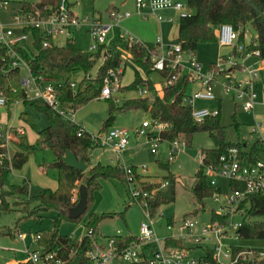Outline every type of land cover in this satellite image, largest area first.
Masks as SVG:
<instances>
[{"label":"trees","instance_id":"trees-1","mask_svg":"<svg viewBox=\"0 0 264 264\" xmlns=\"http://www.w3.org/2000/svg\"><path fill=\"white\" fill-rule=\"evenodd\" d=\"M6 0H0V4ZM18 9L13 12L22 14H35L39 11L47 15L60 4V0H39L30 3L21 0ZM187 7L193 12L179 18L178 35L174 42L180 44L184 52L196 53L197 46L201 43L217 42L214 27L221 24H231L239 32L238 41L244 43V28L249 26L254 30L256 39L245 47V51L258 50L261 58H264V0H187ZM24 33L27 39L20 41L9 48L0 44V94L6 98V105L14 102L30 105L38 113L44 115L48 125L37 131V139L34 145H30L26 136L19 137L18 149L11 159L0 158V212H7L14 207L21 208L28 216L39 212L56 210L57 216L53 218V229L46 234H41L38 245L45 251H55L64 261L63 264H90L86 253L92 247V237L89 232L95 233L100 222L107 218L121 217L125 221V212L111 213H90L84 224L85 233L80 239H74L67 235L59 234V227L62 223L69 221L67 209L76 204L73 199L75 184L83 180L87 190V212L93 201V191L100 188L101 180L120 182L127 194L129 192V180L133 182L141 192L154 194L146 197L147 210L151 216H155L160 206L170 204L175 200L176 177L172 174L166 164H159L164 170L162 180L168 185L160 188V182H142V175L137 167L130 166L131 173L127 174L121 164L115 165L96 163L84 172L68 167L62 160L66 151H71L78 159L86 164L89 162V151L95 148L90 135L83 131L80 136L77 132L82 125L69 122L62 118L57 112L51 109L41 100H29L21 85V73L19 67L12 66V52H16L27 64L33 76L42 81H52L55 84L57 98L61 105H69L74 110L81 108L100 94L101 86L86 82L85 76L94 67L103 52L105 59L98 67L96 79L102 84L109 69H117L122 62L126 42L122 36L116 37L111 45L104 51L100 46L96 52H85L79 49L73 38L66 39L62 45L51 44L44 47L46 40L40 31L34 28H25ZM129 64L134 70V79L128 85L119 89L138 90L140 87H147L153 94L152 100L147 98H131L116 103L113 100L108 104V116L104 120L100 131L108 130L115 120V114L128 110H142L147 112L152 119H157L169 124V129L162 133L165 140L172 141L183 137L186 146L191 145L193 137L198 132H205L213 141V147L202 149L203 162L195 173V183L192 193L198 202H201L214 194L221 193L219 187L213 188L207 182L204 175V166L212 164L217 166L219 157L226 154L230 149H236L237 156L243 165H250L264 157V144L260 139H254L250 144L248 141L238 139L230 141L224 126L220 122V111L216 115L207 116L202 121H194L191 116V107L184 102L187 94V87L190 83L189 76L181 75L169 85L162 86L161 92H157L153 81L148 77L152 69L150 56L158 53L153 42L143 41L134 44L129 49ZM214 63L209 66L211 68ZM76 71H83L85 76L78 83L77 89L73 91L69 83ZM176 71L166 68L159 72L163 79L169 78ZM123 72L119 74L122 76ZM22 113L20 116L26 117ZM28 116V115H27ZM30 121V120H29ZM235 127L239 126L234 122ZM47 148L54 154L55 158L51 163H43L42 170L54 169L57 172L56 189L45 188L37 193L30 194L27 179L20 184H12L10 175L13 170L21 169L28 161L37 147ZM5 151L0 149V154ZM160 180V181H162ZM230 190L242 189L243 184L229 181ZM22 200V202H21ZM243 209L240 220L241 225L237 230L240 238L251 237L256 240H264V193L247 195L239 205ZM84 213V214H85ZM81 216L78 219L79 220ZM228 216L211 212V222L224 223ZM173 219H169L167 225H172ZM1 235V231H0ZM122 246H128L139 239L135 235H113ZM166 247L184 249L182 240L166 237ZM242 249L240 246L232 245V254L235 256ZM203 259L207 264H219L212 258V250L205 249ZM229 264V263H228ZM232 264H249L239 259ZM253 264H264V258L256 260Z\"/></svg>","mask_w":264,"mask_h":264},{"label":"rangeland","instance_id":"rangeland-1","mask_svg":"<svg viewBox=\"0 0 264 264\" xmlns=\"http://www.w3.org/2000/svg\"><path fill=\"white\" fill-rule=\"evenodd\" d=\"M20 1L6 0V3L0 4V24L12 27L16 33L19 32V29L13 20V11L19 8ZM26 1L38 2L39 0ZM181 3L183 4V12H192L187 7V0H181ZM68 4L71 11L80 18L93 16L98 18L101 23L112 26L109 34L111 41L109 44L104 45V51L116 37L122 36L123 33L130 34L141 41L154 42L157 36L160 35V26H158L154 18L147 11L138 12L135 6V0H68ZM112 6L117 7L119 10H116ZM125 12H129L130 17L117 19L118 14H124ZM160 13L163 18L160 21L162 43L167 45L171 36L174 37L177 33L175 29L179 23V16H177L179 12L173 10ZM164 17H172L173 20L167 22L164 20ZM248 30L246 40L249 43L254 42L255 38L253 36L255 32L251 28ZM72 37L79 49L88 52L89 45L93 43L88 33L85 35L83 34V30H79L75 31ZM64 41V37L54 39V43L57 45H62ZM239 43L244 44L246 47L245 42ZM229 49L228 47H221L217 42L201 43L197 46L194 55L199 65L198 73L201 75H206L211 64L218 63L223 55L226 56L223 58L220 66L223 69L222 71L219 70L220 67H215V65L210 69L211 71H215L216 74L211 88L216 99L213 101L199 99L194 102V106L195 108H206L210 112L220 111V122L225 128L228 140L237 141L238 139H242L243 141H248L250 144L256 139L255 135L251 133L252 128L259 127L261 131L264 129V108L262 106L264 102V91L262 81H257L253 84L256 94L255 106L249 112L245 111L242 106L246 99L238 100L235 97V88L227 92L223 86L226 77H230L236 85L242 84L241 82H245L248 79L247 74L242 71V65L239 63L245 54L238 52L235 48L230 49V53L227 54ZM188 55L185 53L182 60H188ZM104 59L105 56L102 52L100 58L87 75L85 76L83 71H76L73 73V81L80 82L85 76L86 82L102 86L96 79V73ZM129 62V57L124 52L120 65L123 68V74L118 77V84L121 87L128 86L134 79V70ZM257 62L258 60L256 58H251L244 63V66L256 67ZM26 72L25 67L21 66V76H25ZM149 76L157 92H160L164 84L163 78L157 72H151ZM191 76L190 83L187 87V94H191L199 88L206 78L205 76ZM159 83L161 87L157 86ZM129 97L141 98L138 95V90L119 89L112 100L117 98L120 102H123ZM109 101L91 100L86 105L77 109L79 110L77 120L80 121L81 125H86L90 129L100 131L104 120L108 116ZM15 103L19 102L7 104L6 107H0V125L3 128H11L10 134H12V140L8 144V146L10 145L9 149L6 147L9 155H12L11 152L14 153L18 149L17 143L19 142L20 136L25 134L27 142L30 145H34L37 139V131L44 129L48 125L46 117L38 113L30 105L24 103L15 105ZM22 113L27 114L28 116L26 115V117L28 119H25L24 116L21 117L20 115ZM144 118L150 119L151 117L142 110H128L115 114V120L111 124V127L125 128L130 134V143L121 152L119 163L125 166H136L138 172L142 175L140 181L146 183L160 182L157 180H162L164 170L159 167V164H166L177 180L175 200L170 204L160 206L156 215L152 216L155 222V234L159 239L171 236H176V238L180 237L182 232L179 230V225L185 218H189L195 222L193 231L197 233L201 225H208L210 223L212 211L218 212L221 207L223 209L222 203H224L223 201L227 193L231 191L227 179L215 177V185L212 187H219L221 193L205 198L202 203L198 202L192 193V187L196 180L195 173L199 168V153L202 149L212 148L214 145L213 141L207 133L198 132L194 135L191 145L186 146L183 152H178L175 156L170 157V144L167 141L160 142L155 152H152V144L150 142H147L143 137L136 138L132 134V131L141 124ZM235 121L239 123L237 128L234 125ZM90 153L92 161L99 159L101 161L100 163L111 165H115L118 162L117 156L109 149L90 150L89 155ZM54 158V154L49 149L40 146L37 147V150L29 156L28 161L23 167L11 173L10 182L12 184H20L23 178L26 177L29 180L30 194L37 193L45 188L52 189L56 187L57 174L55 170L48 169L47 174L42 170V164L51 163ZM143 166H145L146 172L142 171ZM91 167L88 166L87 169ZM80 185H84L83 180L78 181L73 190V198L76 202L78 201ZM100 185L98 190L93 191V201L87 212L79 220H69L62 223L59 227V234L80 239L85 233L84 224L90 213L125 212V221L121 217L102 220L94 233V238L99 240L100 238L113 235H139L140 223L146 220L141 207L127 194L120 182L101 180ZM237 212H243V209L239 208ZM56 216V210L39 212L28 216L21 210L19 205L11 211L0 212V264L21 261L26 256L23 252L25 247L29 249L35 247L36 243L33 241L35 235L37 233L46 234L53 229L52 221ZM171 218L174 223L167 225L168 220ZM239 219L240 217L237 215L234 217L235 221ZM5 230L7 233H3ZM19 234L26 236L25 242L19 238ZM183 234H185L183 238L177 239L182 240L184 249L189 256L202 257L205 249L212 247V241L197 242L194 238H189L186 232ZM228 236L223 239L224 243L240 246L243 249L250 248L254 251L264 249V240H256L251 237L240 238L231 233Z\"/></svg>","mask_w":264,"mask_h":264},{"label":"built area","instance_id":"built-area-1","mask_svg":"<svg viewBox=\"0 0 264 264\" xmlns=\"http://www.w3.org/2000/svg\"><path fill=\"white\" fill-rule=\"evenodd\" d=\"M135 6L138 12L144 10L150 16H153L157 21H161L163 18L160 14L161 10L171 9L179 12V17L185 16L188 13L183 12V4L180 0H135ZM13 20L17 24L19 32H15L12 27L3 26L0 24V44L6 47H13L20 41L26 40L27 35L24 33L25 28H34L40 31L41 35L46 38L43 41V46L47 47L54 43V39L58 37H64L65 40L73 38L72 35L75 31L84 30L88 33L93 41L89 45V52H96L100 46H104L110 43L109 33L112 30L111 25H105L101 23L98 18L84 17L80 18L74 12L71 11L68 4V0H60L59 6L56 10L47 15L40 14L36 11L35 14H22L13 12ZM130 17L129 12L124 14H118L119 18ZM114 19V20H117ZM171 20V19H170ZM122 37L126 42V48L124 52L130 58L128 49L134 44H140L143 41L133 37L130 34L123 33ZM239 32L233 28L231 24H221L217 27L216 39L217 43L221 47H228L230 49L235 48L238 52H243L244 58L248 56H254L258 62L257 66L245 67L242 65V71H244L248 79L242 84H235L230 77L225 78L223 86L227 92L236 89L235 97L238 100L246 99L243 102V109L250 111L255 106V91L253 84L258 80L264 82V58H261L258 50L244 51V44L239 43ZM155 46L158 49V53H152L150 61L152 63V69L156 72L164 71L166 68H170L172 71H176L169 78L163 79L164 85L171 84L181 75L205 76V80L199 88L188 94L184 98V102L191 107V116L194 121L200 122L207 116L216 115L218 110L210 112L206 108H195L194 102L196 100H215V95L212 91V84L215 79V71H211L208 68L206 75L198 73L199 65L195 59V55L189 52H184L180 44L170 40L167 45L162 43L161 35L157 36ZM57 45V44H56ZM189 54L188 60H182L184 54ZM12 66L25 67L26 75L21 77V85L30 100H41L46 103L51 109L57 112L65 120L76 123L75 115L76 110L69 105H61L59 102L55 84L52 81H41L36 78L30 72L27 64L16 53L12 52ZM226 56V55H225ZM224 55L220 58L218 63H215V67H220L223 61ZM243 58V59H244ZM123 68L118 67L115 69H109L106 76L103 79L99 98L113 99V96L119 90L118 77L122 73ZM219 70H223L222 67ZM70 87L75 91L77 84L74 81L69 83ZM138 95L143 99L147 98L152 100L153 94L147 87H140L138 89ZM119 102L117 98L114 100ZM17 104V103H15ZM6 106V98L0 94V107ZM264 108V102L262 104ZM77 124V123H76ZM9 127V126H7ZM11 128H3L0 125V149H4L0 154V158L6 157L11 159V155L8 154L9 142L12 140V134H10ZM169 129V124L159 121L157 119H146L137 126L132 134L136 137H143L147 142L152 144L151 151L155 152L157 145L160 142L167 141L170 144L169 154L170 157L175 156L178 152H183L186 148V143L183 137H178L172 141L163 139L162 133ZM87 131L84 127L80 128L77 135L80 136L83 131ZM90 138L96 147L100 149H109L113 152L120 162L121 152L127 148L130 143V134L127 129L121 127H111L106 131L89 132ZM251 133L255 135L256 139H260L264 144V132L259 127L252 128ZM203 154L199 153V165L203 162ZM121 164V163H120ZM124 171L127 174L131 173L130 166L122 165ZM142 171L146 172L145 166L142 167ZM204 175L207 178V182L210 186L215 185V177H222L228 181H235L243 184L242 189H233L230 193H227L224 199L223 209L221 207L219 214L227 215V221L224 223H213L210 221L208 225H201L199 231L194 233L193 228L195 222L189 218H185L179 225V230L182 232L180 237L183 238L186 235L189 238H194L197 242L212 241V258L219 264H232L239 259L247 261L249 264L255 263L256 260L264 258V249L260 251H254L250 248H242L235 256L232 254V244L223 242L224 238L228 235L234 234L239 237L237 230L241 225V220H234L237 215L241 217L242 212L239 211V204L249 194L264 193V157L257 160L250 165H243L241 160L237 156L236 149H230L226 154L219 157L217 166L209 164L204 166ZM129 180V192L131 198L141 207L145 215L146 220L140 223L139 235L137 242H132L128 246H122L117 240L112 237L100 238L96 240L94 234L89 232V236L92 237V247L87 251L86 256L90 260V264H207L203 256L193 257L187 254L185 249L166 247L164 239H159L154 230V220L147 210L146 197L154 194L155 190L150 193L141 192L137 186ZM168 182L166 180L160 181V188L166 187ZM74 199V198H73ZM75 200V199H74ZM19 238L25 242L26 236L19 234ZM41 238V234L37 233L34 237V243L36 246L33 249L25 247L23 252L26 256L18 262H8L6 264H63L64 261L57 255L55 251H45L41 245H38V241Z\"/></svg>","mask_w":264,"mask_h":264},{"label":"crops","instance_id":"crops-1","mask_svg":"<svg viewBox=\"0 0 264 264\" xmlns=\"http://www.w3.org/2000/svg\"><path fill=\"white\" fill-rule=\"evenodd\" d=\"M26 1V0H25ZM181 1V0H180ZM27 2H29V1H27ZM30 3H36V2H30ZM112 7H114V6H112ZM109 8V7H108ZM116 10H119L117 7H114ZM164 11H173V10H171V9H165V10H161L160 12H164ZM192 12H193V10H191ZM161 14V13H160ZM177 16H179V15H177ZM151 17H153V16H151ZM154 18V17H153ZM180 18V17H179ZM171 19V20H170ZM154 20L156 21V23L158 24V26H160V28H159V31H160V35H161V22L160 21H157L155 18H154ZM164 20L165 21H167V22H171L173 19H172V17H169V18H165L164 17ZM217 27L218 26H215L214 27V32H215V35H216V31H217ZM251 27H249V26H247V27H245L244 28V42H245V45H248L249 44V42H247V40H246V34L249 32V30L248 29H250ZM175 31L177 32L176 33V35L174 36V37H172L171 36V39L170 40H174V39H176V37H177V35H178V25H177V28L175 29ZM111 32V31H110ZM83 34H85L86 35V32L83 30ZM110 34V33H109ZM251 37V36H250ZM255 39H256V34L253 36ZM65 42V41H64ZM145 42H154V41H145ZM230 53V49L228 50V53L227 54H229ZM225 56V55H224ZM251 58H255L254 56H248V57H245L244 59H242V60H240V64L241 65H244V63L247 61V60H249V59H251ZM154 72H156V71H154ZM159 75H160V73L159 72H157ZM161 76V75H160ZM72 77H73V75H72ZM149 78H150V76H149ZM151 79V78H150ZM152 80V79H151ZM72 81H73V79H72ZM258 81H262V80H258ZM75 82V81H74ZM77 85H78V83L79 82H75ZM157 86H160L161 87V84L159 83ZM163 86V85H162ZM262 86H263V91H264V82L262 81ZM161 92V91H160ZM159 92V93H160ZM131 98H136V97H129L128 99H131ZM127 99V100H128ZM95 100H112V99H102V98H99V97H97V98H95L94 99V101ZM114 101V100H113ZM204 101H208V100H204ZM210 101H213V100H210ZM121 102L119 101L118 102V104H120ZM17 104H19V103H17ZM17 104H15V105H17ZM6 107V106H5ZM10 107V106H9ZM8 107V108H9ZM7 108V109H8ZM77 113H79V110H76V115H75V121H76V123L77 124H79V125H81L80 124V121H78L77 120ZM147 113V112H146ZM146 119H148V118H144L143 120H146ZM12 125V124H11ZM14 126V125H13ZM87 131H89V132H98V131H96L95 129H90L89 127H87L86 125L84 126V125H82ZM111 128V127H110ZM263 132H264V129H263ZM25 135V134H24ZM14 143V142H13ZM11 144V143H10ZM10 146V145H9ZM9 146H8V149H9ZM96 149H100V148H93L92 150L94 151V150H96ZM9 152H11V151H9ZM92 152V151H91ZM15 153V152H14ZM14 153H12L11 152V154L13 155ZM113 153V152H112ZM114 154V153H113ZM89 162H88V164H87V167L88 166H93V165H95L96 163H98V162H101L99 159H96V161H92L91 160V153H90V155H89ZM118 163V162H117ZM14 172V170L11 172V173H13ZM46 174L48 173V170L47 171H44ZM55 172H56V170H55ZM56 174H57V172H56ZM23 179H26V177L25 178H23ZM28 180V179H27ZM29 181V180H28ZM157 181H160V179H158ZM56 187H57V178H56ZM56 187H54V188H52V189H56ZM171 237H174V238H176V236H171ZM36 246V245H35ZM203 256V255H202Z\"/></svg>","mask_w":264,"mask_h":264},{"label":"water","instance_id":"water-1","mask_svg":"<svg viewBox=\"0 0 264 264\" xmlns=\"http://www.w3.org/2000/svg\"><path fill=\"white\" fill-rule=\"evenodd\" d=\"M63 162L68 166L77 171L84 172L87 169V164L82 160L78 159L75 154L71 151H66L62 158ZM87 190L85 185H80L78 201L75 205L67 209V215L69 219L74 220L82 216L87 209ZM3 233H7L5 230Z\"/></svg>","mask_w":264,"mask_h":264}]
</instances>
